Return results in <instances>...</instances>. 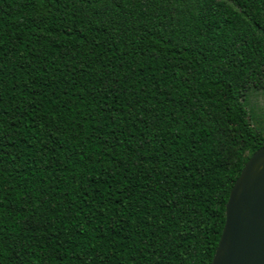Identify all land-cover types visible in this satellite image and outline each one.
<instances>
[{"label":"trees","instance_id":"obj_1","mask_svg":"<svg viewBox=\"0 0 264 264\" xmlns=\"http://www.w3.org/2000/svg\"><path fill=\"white\" fill-rule=\"evenodd\" d=\"M262 88L264 0H0V264H210Z\"/></svg>","mask_w":264,"mask_h":264},{"label":"water","instance_id":"obj_2","mask_svg":"<svg viewBox=\"0 0 264 264\" xmlns=\"http://www.w3.org/2000/svg\"><path fill=\"white\" fill-rule=\"evenodd\" d=\"M210 264H264V145L234 179Z\"/></svg>","mask_w":264,"mask_h":264},{"label":"rangeland","instance_id":"obj_3","mask_svg":"<svg viewBox=\"0 0 264 264\" xmlns=\"http://www.w3.org/2000/svg\"><path fill=\"white\" fill-rule=\"evenodd\" d=\"M246 97L251 124L264 130V88L250 91Z\"/></svg>","mask_w":264,"mask_h":264}]
</instances>
